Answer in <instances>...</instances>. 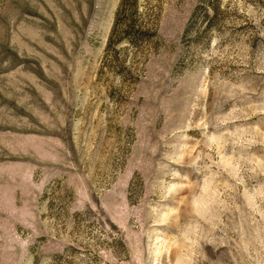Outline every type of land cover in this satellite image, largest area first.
<instances>
[{"label": "rangeland", "instance_id": "obj_1", "mask_svg": "<svg viewBox=\"0 0 264 264\" xmlns=\"http://www.w3.org/2000/svg\"><path fill=\"white\" fill-rule=\"evenodd\" d=\"M0 264H264V0H0Z\"/></svg>", "mask_w": 264, "mask_h": 264}]
</instances>
